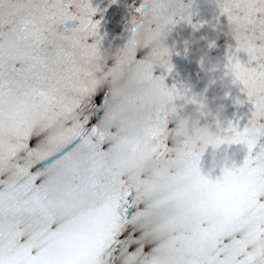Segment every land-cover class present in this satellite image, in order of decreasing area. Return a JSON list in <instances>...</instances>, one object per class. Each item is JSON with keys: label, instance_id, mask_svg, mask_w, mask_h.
I'll return each instance as SVG.
<instances>
[{"label": "snow or ice", "instance_id": "6c2138e0", "mask_svg": "<svg viewBox=\"0 0 264 264\" xmlns=\"http://www.w3.org/2000/svg\"><path fill=\"white\" fill-rule=\"evenodd\" d=\"M190 2L139 0L122 45L102 51L89 0H0V264H264V16L214 0L233 41L223 67L250 108L222 128L242 166L209 175L165 127L177 87L152 75L171 67L163 35L204 23ZM232 198L238 211L202 214Z\"/></svg>", "mask_w": 264, "mask_h": 264}, {"label": "clouds", "instance_id": "9594fccd", "mask_svg": "<svg viewBox=\"0 0 264 264\" xmlns=\"http://www.w3.org/2000/svg\"><path fill=\"white\" fill-rule=\"evenodd\" d=\"M241 3L248 10L264 16V0H241ZM105 75L108 77L107 91L109 97L119 95L123 83L127 80L122 66L121 68L109 67ZM173 97L182 104L191 105L187 113L175 116L174 134L176 139L184 142L190 151L199 156L207 149L209 168H217L218 171L224 172L241 167L240 162L235 163L231 156L226 154L220 147L222 144L224 146L230 144L228 138L224 136L220 124L221 106L217 105L215 110H209L203 93H192L184 86L178 87ZM181 106V103H178L175 105V109ZM112 107H115V105ZM201 117H204L205 120L203 123L198 124L197 121ZM209 122L214 127H209ZM183 166L189 170L190 174L196 171L192 160H184ZM238 209L239 202L232 198L227 201H208L201 211L204 216H210L222 211H238Z\"/></svg>", "mask_w": 264, "mask_h": 264}, {"label": "bare ground", "instance_id": "6f19581e", "mask_svg": "<svg viewBox=\"0 0 264 264\" xmlns=\"http://www.w3.org/2000/svg\"><path fill=\"white\" fill-rule=\"evenodd\" d=\"M182 2H185V1H182ZM138 3H139V0H118V4H120L119 8L121 11H120V15L117 16L115 19L117 20V22L119 24L116 25L113 30H103L102 28L98 27V32L102 33L101 40L105 43L101 47V41H100L99 47L101 48L102 51L103 50L113 51L117 47L122 45L124 40L127 38V30H126V26H124L126 24L124 22L127 21V17L132 12V9ZM68 24H70V22H66V25H68ZM180 29L182 31H187L191 34L200 33V31L198 29L187 28L184 25L181 26ZM184 48H185V46H183L181 43H174V45L171 48H168V53L175 54L178 51L183 50ZM103 55H104V53L101 52V57H103ZM195 68H196V66L191 61L185 62L184 64L179 65L178 67H173V69L176 72H180L182 70H184V71L193 70ZM153 70L155 71V73H157L156 69H153ZM198 88H199L200 92L207 94L205 88H203V87H198ZM233 88L237 91V94L239 95L238 98L244 99L243 93L239 90V86L236 85V86H233ZM186 105L189 106V104H186ZM244 115H247V113H245ZM243 118L244 119H242L241 121L246 120L247 117H243ZM241 150L242 149L240 147H238L236 153H240ZM232 157H234V156H232Z\"/></svg>", "mask_w": 264, "mask_h": 264}]
</instances>
